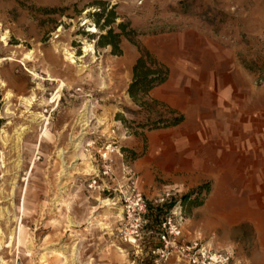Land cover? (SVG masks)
Listing matches in <instances>:
<instances>
[{"label":"rangeland","instance_id":"374dc122","mask_svg":"<svg viewBox=\"0 0 264 264\" xmlns=\"http://www.w3.org/2000/svg\"><path fill=\"white\" fill-rule=\"evenodd\" d=\"M121 22L119 52L100 45ZM143 51L173 103L129 96ZM133 186L174 201L185 238L264 264V0H0V264H150L120 233Z\"/></svg>","mask_w":264,"mask_h":264},{"label":"built area","instance_id":"2783aa9c","mask_svg":"<svg viewBox=\"0 0 264 264\" xmlns=\"http://www.w3.org/2000/svg\"><path fill=\"white\" fill-rule=\"evenodd\" d=\"M172 195L166 191L155 202H166ZM122 196L121 221L129 226L120 233L123 240L136 249V253L145 251L150 264H167L172 257L180 264H241L235 263L230 253L211 248L199 235L185 238L180 210H171L156 228H152L149 226L148 206L142 193L133 186L130 193Z\"/></svg>","mask_w":264,"mask_h":264},{"label":"trees","instance_id":"16d2710c","mask_svg":"<svg viewBox=\"0 0 264 264\" xmlns=\"http://www.w3.org/2000/svg\"><path fill=\"white\" fill-rule=\"evenodd\" d=\"M114 14L112 12L107 15L104 23L107 25L114 21ZM128 23L121 22L118 24L119 32H114L111 28L108 29L106 33L99 35L100 45H111L113 51L119 52V42L120 36L124 34L125 27ZM131 31L135 29L131 28ZM155 32V31H154ZM168 75V70L166 67L157 62V60L148 52L143 51L135 61L132 67V81L128 87V94L134 101H139L143 96H145L152 88L165 82ZM181 117H176L172 119H163L158 124L160 126L166 127L171 125H176L181 122ZM154 126H159L157 123ZM124 150V149H123ZM188 200V196L183 197L182 203L184 204ZM174 201L169 203L156 204L155 206L148 207L147 218L149 221V226L156 228L169 210L173 207ZM199 204V203H197ZM151 212V214H150ZM154 212V214H153Z\"/></svg>","mask_w":264,"mask_h":264},{"label":"bare ground","instance_id":"6f19581e","mask_svg":"<svg viewBox=\"0 0 264 264\" xmlns=\"http://www.w3.org/2000/svg\"><path fill=\"white\" fill-rule=\"evenodd\" d=\"M90 32H93V33H97V30H96V28L95 27H93V28H91L90 30H89ZM83 43H84V47H83V52H84V54H83V56H81V57H76L75 55H74V53L72 52V51H70V49H68V48H66V47H64V46H62V48H60V50L63 52L62 54L65 56V58L67 59V60H69L71 63H76V61H79V62H81L82 61V58H84L87 54H88V52H90V51H93V46H92V44H89L86 40H84L83 41ZM94 52V51H93ZM92 52V53H93ZM26 56V55H25ZM29 56V55H28ZM27 57V56H26ZM83 62V61H82ZM2 82V81H1ZM3 83V82H2ZM3 85H4V83H3ZM9 93V92H8ZM7 96V95H6ZM7 97H9V96H7ZM35 95H34V93H31L30 95H28V96H22L21 98H20V100L23 102V104L25 105V107H26V109L27 108H29L32 104H33V102L35 101ZM88 109V108H87ZM34 114V113H33ZM37 114V113H36ZM82 121H84V119L82 120ZM23 129H21V131H22ZM84 133V132H83ZM82 133V134H83ZM20 134H21V132H18L17 133V135H16V138H17V140L19 141V138H20ZM78 139V140H77ZM74 140H76L77 142L75 143V144H73V146H74V148H81L80 147V144H81V139L80 138H74ZM60 156V155H59ZM103 202V201H102ZM111 203L112 204H114L112 201L110 202V205H111ZM68 223H69V225L70 226H73L74 224H75V221L70 217V216H68V221H67ZM68 225V226H69ZM76 247V246H75ZM72 248V247H71ZM65 252V251H64ZM59 254L61 255V257H64V259H65V261L67 262V263H69V264H74V262H75V259L72 257V259H71V261L69 262V259L66 257V256H64V253L62 252V251H59ZM41 259H43L44 261V263L46 262V258H45V255H42L41 256Z\"/></svg>","mask_w":264,"mask_h":264},{"label":"crops","instance_id":"0c3cea01","mask_svg":"<svg viewBox=\"0 0 264 264\" xmlns=\"http://www.w3.org/2000/svg\"><path fill=\"white\" fill-rule=\"evenodd\" d=\"M163 86H165L164 83L161 84V85H159V86H157V87H155V88H153L149 92V95H151L153 98L158 99L160 101H163V102L166 101V102L173 103L172 102L173 101L172 98L169 97L168 93L164 91ZM227 86L228 85H223L222 87H224V89H226V88H228ZM199 87H201L202 89H204V91H200V94L203 95V96H205L206 99L209 98V97H211V98L212 97H215V96L212 95V93L210 91L211 90L210 88L212 87V84H211L210 81H202ZM199 105H202L203 106V103H200ZM202 106H200V108H202ZM219 171H220V169L217 172H219ZM220 172L221 173L222 172L225 173L226 170L220 171ZM188 239H190V236H188Z\"/></svg>","mask_w":264,"mask_h":264}]
</instances>
